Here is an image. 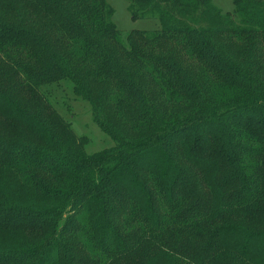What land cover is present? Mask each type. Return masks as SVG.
I'll list each match as a JSON object with an SVG mask.
<instances>
[{"label": "trees", "instance_id": "trees-1", "mask_svg": "<svg viewBox=\"0 0 264 264\" xmlns=\"http://www.w3.org/2000/svg\"><path fill=\"white\" fill-rule=\"evenodd\" d=\"M128 2L0 0V264H264V0Z\"/></svg>", "mask_w": 264, "mask_h": 264}, {"label": "rangeland", "instance_id": "rangeland-1", "mask_svg": "<svg viewBox=\"0 0 264 264\" xmlns=\"http://www.w3.org/2000/svg\"><path fill=\"white\" fill-rule=\"evenodd\" d=\"M109 5L113 9L112 21L120 31V41L125 43L126 36L132 31H154L160 28L158 20L153 18H141L133 20L131 12L129 11L128 0H107ZM213 6L224 14L232 13L234 10V0H211ZM233 55V49L231 50L232 58L243 56L244 54L236 50ZM237 56V57H236ZM190 67L193 68L195 73H202V69L199 66V61H191ZM226 95L227 97L240 98L237 91L233 88L229 89ZM48 95L53 106L59 111V113L69 122H72V128L79 137H87L88 144L86 145V151L89 154L97 153L110 149L114 146L113 140L105 135L100 128L93 121L90 105L84 102L82 99L76 97L70 86L67 83H60L48 88Z\"/></svg>", "mask_w": 264, "mask_h": 264}]
</instances>
